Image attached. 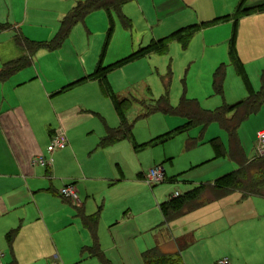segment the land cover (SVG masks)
Instances as JSON below:
<instances>
[{
    "label": "rangeland",
    "instance_id": "1",
    "mask_svg": "<svg viewBox=\"0 0 264 264\" xmlns=\"http://www.w3.org/2000/svg\"><path fill=\"white\" fill-rule=\"evenodd\" d=\"M76 1L28 0L27 12L22 3L11 7L9 14L5 1L0 0V24L17 25L30 40L47 42L55 37L61 19ZM240 1L133 0L122 7L131 22L127 28L116 13L111 17L105 9H100L77 22L60 47L39 50L33 62L20 70L29 81L36 65L44 81L59 85L61 91L54 96L55 104L67 100L81 105H75L79 117L65 133L69 146L51 153L47 151L50 138L45 143L43 157L57 164V176H53L57 180L56 189L74 183L86 213L100 208L99 242L102 247L101 238L110 244L113 237L118 240L119 248L111 253L115 264H146L142 253L155 245L161 230V202L238 167L229 156L214 154L210 140L228 136L219 122H195L177 130L187 123L185 115L176 111L145 113L146 108H151L165 94V83H169V103L174 108L183 96L197 100L205 110L234 104L246 97L243 75L237 72L230 58L229 42L233 34L234 47L249 82L254 89L260 88L259 73L264 67V11L236 19ZM261 2L264 9V0ZM246 3L253 4L252 0H244ZM17 11L21 18H15ZM205 20L212 24L197 29L185 46L172 35L180 28ZM165 37H169L166 53L139 56L111 68L105 78L108 88L90 76L100 61L104 66L109 65L152 40ZM0 53L7 55L8 60L21 57L14 43L8 54L5 43H0ZM222 62L226 64V74L223 94H218L213 81ZM169 71L170 79H167ZM114 95L131 103L121 112ZM48 101L45 98L41 102L45 111ZM123 117L132 124L131 133L112 144L100 145L107 127L117 128ZM40 122L42 125L43 121ZM262 129L264 105L239 127V139L247 156L256 153L257 133ZM155 167H162L164 181L151 184L146 177ZM60 201L50 202L47 212L49 222L63 228L58 234L63 245L71 236H79L84 226L75 206L68 204V212L63 206L67 201ZM244 202L228 207L220 205V209L225 208L224 217L231 208L233 215L241 217L237 219L239 223L224 229L216 230V224L212 223L215 213L221 215L219 208L203 216L193 243L179 254L181 263L216 264L227 258L229 264H264V235L260 230L264 229V216L259 218L252 210L255 208ZM183 224L196 225L190 221L178 223ZM250 228H257L252 236ZM92 262L102 264L98 258Z\"/></svg>",
    "mask_w": 264,
    "mask_h": 264
},
{
    "label": "crops",
    "instance_id": "2",
    "mask_svg": "<svg viewBox=\"0 0 264 264\" xmlns=\"http://www.w3.org/2000/svg\"><path fill=\"white\" fill-rule=\"evenodd\" d=\"M4 1L8 7L9 14H11V7L16 5L21 6L22 3H24L27 12L28 0ZM78 1H76L74 5ZM252 2L253 4L250 5L246 3L247 5L245 4V6L247 8L257 7L258 10L253 13H261L264 11L262 7L263 2H261V0H252ZM74 5L72 7H74ZM12 12L14 13L13 10ZM18 13L17 11L15 18H21ZM26 14L27 13H25L24 16H26ZM63 15L64 13L61 14V17ZM89 15L90 14H88L83 21L87 19ZM6 24H8V22ZM20 32L23 34L17 25H12L10 29L1 31L0 43H5L6 54L9 53V47L12 43H14L16 48L20 51V56L28 54L16 41V34ZM234 35L235 34H233L232 37H234L235 40ZM37 52L32 55V57L28 55L30 62L27 65L33 62ZM3 55L5 54L0 53V71L3 69V65L6 62L15 59L8 60L7 55ZM221 65L224 66L225 70L226 64L222 62L219 66ZM23 68L14 71L8 78H0V251L4 253V257L0 264H91L93 263V259L95 260L97 257L89 255L87 248L88 246H92L94 241L91 232L84 225L78 209H80V211L82 210L87 215H92L97 212L98 216H100V208L98 207V209L92 213H86L82 203L76 205L70 200L60 196V190L55 187V182H57V180L53 178V176H57L56 162L50 161L47 166L35 162L36 158L43 155V152L46 151L45 143L50 140L56 130H63L64 133H67V130L72 129L76 122V118L79 117L76 115L78 108L74 107L75 105L81 107V105L79 103L68 102L67 100H63L61 105L55 104L54 96L61 91L58 89L59 85L56 83L54 85H49L47 81H44L36 65L34 66L35 71L33 70L31 73L32 78L27 81L24 79L22 72H20ZM263 69L264 67L260 70L259 79ZM169 72L171 73V71ZM167 79H170L169 74H167ZM166 84L167 83L164 85ZM254 90L258 91L256 89ZM247 97L248 94L246 97L239 99V101ZM45 98H49L48 104H46L47 111L43 110L41 105V102H43ZM40 121H43L42 125ZM42 133L45 136H43ZM237 135L240 149H238V153L244 155L247 159H252L255 154L249 156L245 154L239 139V134L237 133ZM220 140L222 141L224 151H226L224 156H229V158H231L228 152L234 151V148H231L229 137H223V139L220 138ZM67 146H69V141ZM235 150L237 151V148H235ZM231 160L238 165L233 158H231ZM214 180L209 182H213ZM58 196L62 198L61 201ZM52 201L56 204L57 202L55 201H63L62 203L67 201L65 203L66 206L62 205L68 212L70 211L68 204L75 206V208L81 206V208H76V210L84 228H80L79 236H71L69 241H65L63 245L60 244L61 239L58 237L59 232L62 231L63 228L59 229V227L56 226L58 224L53 226V224L49 222L47 208L48 204ZM244 201L250 204L248 207L253 206L255 208L252 210L259 218L264 216V195L244 196L240 191H232L227 196L219 200L204 203V205L198 209L188 212L167 224H164L163 216V221L159 226L161 230L158 234V238L155 240V245L146 249L143 253L154 247H158L164 254L179 256L185 248L193 243L195 232L199 230L201 222H203V216H207L211 210L217 212L218 208H221L220 205H226V207H228L229 205ZM244 203V207H242L246 209L247 207H245ZM257 205L259 207H257ZM215 207L217 208L215 209ZM220 210L222 216H219L220 213L216 216L215 213L212 222L213 225L216 224V230L224 229L236 222L239 223L237 219L241 217L233 215L232 208L226 210L227 218L224 217L223 213L225 208ZM230 214L233 216H230ZM68 216L69 214L67 213L66 218H68ZM186 221L194 222L196 225L193 227L186 224L178 225V223H185ZM198 222L200 226H198ZM252 226L254 227L255 224ZM249 230L252 231L251 236L253 233L257 232V228H250ZM260 230L263 231L262 235H264V229ZM113 240V243L111 242L110 244L107 240L101 238L102 247L99 242L110 264H115L116 262L114 255L111 253L119 248L118 240H116L115 237H113ZM224 260L229 264L227 258ZM98 261L102 263L99 258ZM95 264L97 263L95 262Z\"/></svg>",
    "mask_w": 264,
    "mask_h": 264
},
{
    "label": "trees",
    "instance_id": "3",
    "mask_svg": "<svg viewBox=\"0 0 264 264\" xmlns=\"http://www.w3.org/2000/svg\"><path fill=\"white\" fill-rule=\"evenodd\" d=\"M133 0H85L78 1L74 7L61 19L60 28L55 37L50 41L37 42L25 37L21 32L16 34V41L19 46L25 50L28 54L19 58L10 60L3 65V69L0 71V78H8L14 71H17L25 67L32 57L40 49H56L60 47L62 42L69 34L71 28L79 21L83 20L88 14L105 9L112 17L113 13H116L124 27L131 25L130 19L122 12V7L126 3ZM262 9V8H261ZM255 8H247L244 4V0L239 2L238 8L235 12V17L241 18L245 15L257 11ZM113 21V20H112ZM211 21H203L201 24H193L187 27H183L175 31L172 35L177 37L183 46L187 45L195 31L201 27H207L211 25ZM12 27L10 24H0V31L8 30ZM111 31V28H110ZM235 36V35H234ZM234 37L230 41V57L235 65L238 73L244 76V81L248 89V97L244 100L236 102L234 104H224L217 107L214 110L201 109L197 100L187 99L183 96L180 100L179 106L173 107L169 103L168 83L165 85V94H163L155 105L151 108H146L145 115L153 112H179L188 118L184 127L177 130L185 129L195 122L209 123L217 121L228 133L231 148L234 151H229V155L238 163V168L234 171L226 173L218 177L213 182L202 183L194 186L189 191L171 195L166 201L160 204V210L164 216V224L170 221H174L184 214L194 211L204 205V203L219 200L227 196L232 191H240L244 196L249 195H264V156H254L252 159H247L244 155L238 153V129L242 122L255 113L259 108L264 105V69L260 74L261 88L255 91L248 80L247 74L243 67L242 61L237 54L234 47ZM169 46V37L160 38L158 40H152L148 45L140 47L137 51L132 52L128 56L121 58L109 65H102V61L99 62L95 71L90 76L96 78L100 85H106L105 78L108 71L116 65L123 63L127 60L134 59L139 56H148L154 53H166ZM104 54V53H103ZM29 55V56H28ZM171 73L169 72V75ZM225 78L224 66H219L214 73L213 87L216 93H223V82ZM116 102V107L119 111H123L124 106L131 103V100L127 98L118 99L113 96ZM132 124L128 123L127 119L123 117L120 125L117 128H107V133L100 140V145L105 146L112 144L115 141L124 139L129 133H131ZM210 144L214 150L215 156H224L226 151L223 149L222 141L219 137H215L210 140ZM237 148V151L235 150ZM240 150V149H239ZM76 208H81L78 206ZM79 210V214L82 217L84 225L89 229L92 234L94 244L88 246L87 252L91 256L99 258L103 264H110L102 251L98 241V213L92 215L85 214L82 210ZM143 259L146 264H183L180 261L178 255H167L162 253L158 247H154L143 254ZM220 264V263H217Z\"/></svg>",
    "mask_w": 264,
    "mask_h": 264
},
{
    "label": "built area",
    "instance_id": "4",
    "mask_svg": "<svg viewBox=\"0 0 264 264\" xmlns=\"http://www.w3.org/2000/svg\"><path fill=\"white\" fill-rule=\"evenodd\" d=\"M67 145H68V140L66 138L64 131L56 130L51 137L50 144L47 146V151L52 153L55 151L63 150L67 147ZM255 156H264V129L260 130L257 133V148H256ZM35 162L43 166H47V164L49 163V161H46L43 155L36 158ZM146 178L147 181L151 184H156L164 181V171L162 167L151 168ZM59 194L63 198L70 200L76 205L80 204L78 190L76 189L74 183L64 185V187L60 189ZM176 195H178V193ZM3 257H4V253L0 251V263ZM219 263L227 264V261L221 260Z\"/></svg>",
    "mask_w": 264,
    "mask_h": 264
}]
</instances>
